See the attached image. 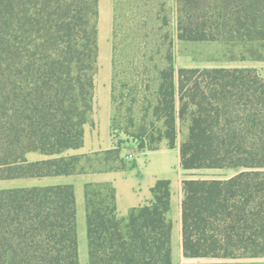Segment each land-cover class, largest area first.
<instances>
[{
  "label": "trees",
  "instance_id": "obj_1",
  "mask_svg": "<svg viewBox=\"0 0 264 264\" xmlns=\"http://www.w3.org/2000/svg\"><path fill=\"white\" fill-rule=\"evenodd\" d=\"M98 15L99 0H0V180L121 171L126 141L178 145L183 170H238L182 179V256L264 257V74L177 68L174 51L176 40L221 41L260 47L245 51L264 61V0H115V144L84 153ZM84 192L88 264H172L169 180L122 218L112 183ZM0 264H79L72 185L0 189Z\"/></svg>",
  "mask_w": 264,
  "mask_h": 264
},
{
  "label": "crops",
  "instance_id": "obj_2",
  "mask_svg": "<svg viewBox=\"0 0 264 264\" xmlns=\"http://www.w3.org/2000/svg\"><path fill=\"white\" fill-rule=\"evenodd\" d=\"M115 0H99V6L110 8V29H108V15L105 16L106 23L102 30V40L111 36L112 15ZM172 7H175L176 0H168ZM99 32V29H98ZM109 42L103 46V58L98 65L95 76L94 112L92 121L84 126V141L79 152L90 153L107 150L114 146L111 129V118L113 105L111 101L112 82V48ZM99 51V48H98ZM257 62V61H254ZM176 64V58H175ZM253 67L255 65H242ZM176 67L177 64H176ZM186 67V66H180ZM133 154L132 159L121 171L103 173L56 175L44 177L15 178L0 180V189L7 188H28L34 186L72 185L76 200V222H81V227L86 229V205L84 187L89 182H110L113 184L116 193L117 216L125 217L129 210L148 203L152 199L151 188L158 180H169L170 182V209L168 218L172 223L171 230V257L176 251L177 264H256L257 258H212V257H183L180 248V184L187 175L180 166L179 147H168L163 144L158 149L139 151L133 140L126 141L122 146V154ZM32 158H39L35 154ZM231 171L227 177L235 174ZM203 178V177H201ZM206 178V177H204ZM215 178V177H214ZM218 178V177H216ZM218 178V179H225ZM173 264V257H172Z\"/></svg>",
  "mask_w": 264,
  "mask_h": 264
},
{
  "label": "rangeland",
  "instance_id": "obj_3",
  "mask_svg": "<svg viewBox=\"0 0 264 264\" xmlns=\"http://www.w3.org/2000/svg\"><path fill=\"white\" fill-rule=\"evenodd\" d=\"M108 15V29H110V8L99 6L98 15V58L97 64H99L103 58V46L111 43L112 46V33L111 36L102 40V30L105 27L106 19L103 15ZM113 19V15H112ZM252 48L256 53H263L262 49L257 46L245 45L244 47L234 46L227 42L221 41H194V42H181L176 40L174 44L175 58L177 68L180 66L186 67H237L242 65H255L254 67L261 73L264 74V61L255 60L249 58L248 50ZM257 61V62H254ZM181 140L179 137L178 142ZM136 143V142H135ZM126 157V156H125ZM127 158V157H126ZM133 158V157H132ZM131 158V159H132ZM187 172L185 178H225L231 171L237 172V169L225 168V169H194L184 170ZM77 246H78V261L79 264H88V242L86 229L81 227V222L77 221ZM176 251L172 252L173 264H177ZM256 264H264V257L257 258Z\"/></svg>",
  "mask_w": 264,
  "mask_h": 264
},
{
  "label": "built area",
  "instance_id": "obj_4",
  "mask_svg": "<svg viewBox=\"0 0 264 264\" xmlns=\"http://www.w3.org/2000/svg\"><path fill=\"white\" fill-rule=\"evenodd\" d=\"M127 159H131L133 157V154L129 153L126 155Z\"/></svg>",
  "mask_w": 264,
  "mask_h": 264
}]
</instances>
